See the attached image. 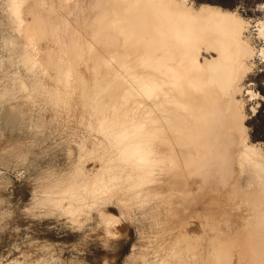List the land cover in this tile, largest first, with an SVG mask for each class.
<instances>
[{"label": "rangeland", "instance_id": "obj_1", "mask_svg": "<svg viewBox=\"0 0 264 264\" xmlns=\"http://www.w3.org/2000/svg\"><path fill=\"white\" fill-rule=\"evenodd\" d=\"M44 1L27 0L23 5L34 15L39 9L44 11V25L49 23L48 32L38 29L34 43L18 36L12 29L16 23L8 20L6 0L0 4V66L11 67L9 54L15 48L17 58L25 57L31 70L22 62L19 69L16 65L9 69L15 71L16 66L25 84L41 79L44 87L38 81L41 88L33 95L30 88L11 82L12 87H18H9L13 95L5 91L7 96L4 93L0 100V264H261L253 252L264 251V173L243 154H226L219 160L212 158L213 153L201 155L191 137L189 149H183L181 157L187 161L193 157L191 162L198 158L196 169L187 166L184 170L177 160L173 171L170 168L166 173L165 153H149L157 160H148L144 167L158 168V181L163 182L148 179L139 182L137 190L130 187L126 172H121L125 162L119 156L124 154L113 155L112 136L101 132V80L107 55H91L97 48L91 46L90 38L79 36L82 29L75 13H62L60 8L54 12L41 3ZM187 2L195 8L201 4L198 0ZM233 10L244 20L250 44L260 52L264 41L257 28L264 15L252 14L245 5ZM66 33H75V47L64 42ZM53 34L62 37L61 44L55 43ZM9 38L14 44H4ZM73 51L81 54L76 56ZM257 55L251 60L249 78L264 75V61ZM27 75L32 82H26ZM7 83L2 82L0 90L10 85ZM260 88L255 82L246 86L244 93L254 91L263 97ZM28 97L35 98L34 102ZM243 100L250 118V142L264 151V138L256 136L254 129L259 114L264 116V101L246 96ZM185 180H190L188 186ZM96 184L101 187L98 185L95 196H85L89 188L85 187L97 190ZM75 191L84 192L85 198H72ZM101 209L108 211L106 217L111 219L101 217Z\"/></svg>", "mask_w": 264, "mask_h": 264}, {"label": "bare ground", "instance_id": "obj_2", "mask_svg": "<svg viewBox=\"0 0 264 264\" xmlns=\"http://www.w3.org/2000/svg\"><path fill=\"white\" fill-rule=\"evenodd\" d=\"M26 1L6 0L10 12L8 20L10 23H16L12 29L18 33V36H24L28 41L33 42V36L37 35V31L42 32L45 29L48 32L49 23L44 25L45 20H42V15L44 16L45 12H40L41 9H39L40 13L35 15L31 11H26L23 6ZM187 1L47 0L41 2L44 6L50 5L55 9L54 12L60 8L62 13H75L74 19L82 29V32L79 31L81 33L79 36L85 35L86 38H90L93 44H89L97 48V51H94L96 54L91 55L95 57L107 55V63L104 67L106 73L101 80L102 102H100L101 123H103L101 132L104 136H112L113 155L124 154L119 156L121 162H125L124 165L122 164L123 167L121 166V172H126V181L131 182L130 187L136 190L139 182L145 183L148 179L156 182L157 174L161 175L160 170L158 171L154 166L149 170H147L149 167L145 169V162L148 164V160L153 162L157 160L156 155L150 157L149 153H161V155L165 153V159L162 160H166L164 165L166 173L178 164V161L184 170L187 166L196 169L198 158L191 162L193 157L188 161L181 157L182 150L188 148L191 137H194L197 151L201 155L213 153L212 158L219 160L231 154L233 157L243 154L246 160L253 162L259 173H264V151L250 142L248 131L250 118L245 113L243 100L246 96L251 100L262 98V102L264 101V96L254 91L247 89V93H244L246 86H253L255 82L260 83V89L264 93V75L259 79L249 78V72L253 68L251 60L259 53L264 61V47L260 52H256L245 36L247 26L244 20L236 10H233L236 5H245L252 14L258 12L264 15V0H198L201 2L200 5L198 4L199 8L189 5ZM28 13L32 17L31 20L27 19ZM24 23L26 25H23ZM50 23L53 24V20ZM61 25L63 26L62 23ZM63 28L67 30L66 27ZM257 29L259 38L264 41V20L260 21ZM41 32L40 34L43 33ZM67 35L66 33L64 42L75 47L77 43L75 33ZM53 37L56 39H54L55 43H62L61 36L56 37L53 34ZM5 42L4 44L10 42L14 44L11 38ZM27 45L31 46L29 43ZM54 51L56 52L55 48ZM10 52L9 58L13 61L10 62L12 65L9 68L13 69V65H16L19 69V63L22 62L27 70H31V65L25 57L22 60L17 58L15 48ZM74 53L76 56L77 53L81 54L80 51ZM16 66L15 71L0 66V85L2 82H6V85L10 82V85L0 90V100L5 97V91L13 95L14 91L10 93V89L18 85L30 88V93L32 92L33 95L43 87L41 79V82L39 79L36 80L41 87L36 84L37 82L30 84L28 81L32 82L33 79L28 75L25 77L28 85L25 84L24 76L21 77ZM11 82L18 85L12 87ZM38 94L42 95L40 92ZM33 100L35 98L31 99L32 103ZM108 110H111V113H108ZM22 114L20 113L18 117L21 118ZM259 115L260 120H257L258 122L255 120L254 123L255 135L264 138V116ZM111 158L108 160L111 161ZM183 177L186 179V174ZM159 180L158 182H163L162 179ZM189 181L185 180V185L188 186ZM98 185L101 187L100 184ZM98 185L96 184L97 188ZM85 188H87L85 196H95L94 193L100 190V188L95 190L94 186ZM72 190H76V186ZM82 193L84 192L73 194L72 198L76 200L85 198ZM135 194L138 195L137 191ZM245 201L243 200V203ZM107 213L108 211L101 209V217L111 219L106 217ZM253 253V256L264 264V251L256 250Z\"/></svg>", "mask_w": 264, "mask_h": 264}]
</instances>
